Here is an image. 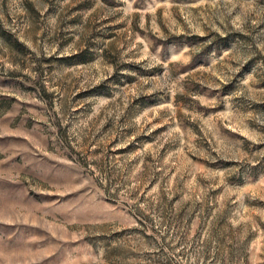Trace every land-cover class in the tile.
Returning a JSON list of instances; mask_svg holds the SVG:
<instances>
[{"label": "rangeland", "instance_id": "rangeland-1", "mask_svg": "<svg viewBox=\"0 0 264 264\" xmlns=\"http://www.w3.org/2000/svg\"><path fill=\"white\" fill-rule=\"evenodd\" d=\"M0 264H264V0H0Z\"/></svg>", "mask_w": 264, "mask_h": 264}]
</instances>
